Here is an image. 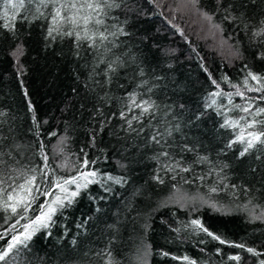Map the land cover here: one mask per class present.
Segmentation results:
<instances>
[{"label":"trees","instance_id":"trees-1","mask_svg":"<svg viewBox=\"0 0 264 264\" xmlns=\"http://www.w3.org/2000/svg\"><path fill=\"white\" fill-rule=\"evenodd\" d=\"M119 2L120 8L109 12L107 23L123 26L130 35L119 37V47L109 58L119 56L125 66L108 88L101 89L95 86V80L102 81V76L89 79L94 63L89 52L81 49L77 57L69 39H45L49 21L34 18L39 0H25L20 9L6 8L9 0H0V110L9 113L8 123L14 129L10 134L14 139L5 141V150L10 144L19 145L18 150L12 149L19 162L14 167L24 171L35 168L40 192L51 193L37 194L25 219L0 211V233L7 232L0 246L11 235L24 231L23 226L40 215L57 195H66L56 187V180L63 183L79 177L80 172L97 170L99 183L81 188L70 206L66 203L56 212L54 226L33 236L30 251H22L19 264H106L108 257L97 255L105 250L111 252L112 264H188L184 256L197 264H237L228 259L237 254L241 256L239 264H259L264 260V169L252 156L238 159L239 144L232 149L226 147L239 134L244 121L235 129L222 128L221 124L247 116L234 105L252 102L264 107V101L257 99L261 93L248 92L244 87L245 64L253 72L264 73V62L253 56L264 37H251L264 12L260 7L254 13L250 11L249 30L245 32L242 25L222 21L219 14L212 22L205 20L188 0ZM214 7L215 0H200L203 11L211 13ZM41 11L47 16L51 9ZM214 23H219L222 30L214 28ZM237 50L242 53L239 57ZM141 69L143 76L138 74ZM208 73L219 83V89ZM142 81L147 84L138 87ZM86 85L94 91H87ZM233 85L244 92L245 98L233 95V104L229 105L226 96H219L215 105L207 106L210 93H235ZM25 88L27 98L23 95ZM133 91L138 101L150 98L159 106L154 116L133 120V128L143 129L139 134L125 132L127 125L119 118L122 110L127 119L140 115L139 109L129 112L126 107L127 95ZM105 92L107 97L101 99ZM28 102L35 109L38 129ZM97 107L105 118L103 132H97L101 117L92 118ZM166 129L172 130L170 137ZM157 131L173 145L169 151L176 159L191 166L190 172L161 171L163 184L152 180L159 164L151 157L160 149L149 144V137ZM38 142H42L47 156L46 168ZM185 144L193 151L179 153L176 149ZM197 156H207L210 163H194ZM85 159L88 167L83 166ZM223 164L228 167L221 171ZM41 172L46 175L42 177ZM106 175L125 177L127 183L104 184ZM173 175L175 179H171ZM233 184L237 189H232ZM109 185L112 191L106 192L104 188ZM212 187L217 188L216 193L210 191ZM67 188L69 192L76 190L75 185ZM193 220H200L222 239L262 255L253 256L245 248L220 244L202 232H193ZM81 224L83 227H78ZM48 231L50 236H46ZM161 252L169 255L162 256Z\"/></svg>","mask_w":264,"mask_h":264},{"label":"snow or ice","instance_id":"snow-or-ice-1","mask_svg":"<svg viewBox=\"0 0 264 264\" xmlns=\"http://www.w3.org/2000/svg\"><path fill=\"white\" fill-rule=\"evenodd\" d=\"M154 0H146V3H153ZM31 3V0H29ZM200 0H188V4L196 9L197 12L207 21L212 22L215 15L219 14L222 21L229 22L236 26L242 25V30L248 32L249 30V13L255 12V10L260 7L261 11L264 12V0H215V7L211 13L203 11L199 8ZM11 7L12 9L24 8L25 0H19V3H11L6 6ZM121 4L119 0H39L38 6L36 7L35 19H46L49 21L46 37L47 40H55L57 37L61 39H69L72 42L74 48V55L79 57L80 50L84 49L89 52L93 58L94 63L91 65V70L89 72V79H93L97 76H102L103 80L96 79L95 86L100 87L101 89L108 88L115 76H118L119 70L125 66V61H123L119 56H114L109 58V54L112 53L114 48L119 47L117 41L120 36H128L130 33L125 31V28L119 24H109L107 23L109 19V12L113 9L120 8ZM41 8H50L51 11L47 16L41 11ZM116 19V18H112ZM260 26L254 28L251 32L252 38H261L264 37V17L259 21ZM217 30H222L219 23H214L212 25ZM175 27V25H173ZM183 34V33H181ZM18 51H20L18 49ZM17 55V53H13ZM236 55L239 57L242 55L238 50ZM253 56L256 60L264 62V39L259 40V46L256 47L253 52ZM100 65H103V68H100ZM203 67V65H201ZM100 69L97 71V69ZM246 69V75L244 79V87L248 92H257L261 95L257 98L260 101H264V73L262 72H253L248 65H244ZM204 72H208L207 68L203 69ZM140 76H143V70L141 69L138 73ZM208 77L213 85L218 89L220 88L219 83L211 78V73H208ZM226 80L227 77H224ZM254 82V84H250ZM23 81H21V85ZM147 84V81H142L138 87H142ZM87 91H94V88L89 89L87 85L85 86ZM234 88H237L235 93H225L223 91H218L210 93V103L208 107H212L216 104V97L226 96L227 103L229 105L233 104L232 96L237 95L241 98L244 97V92H241L238 86L233 85ZM151 91V88L148 89ZM23 95L25 98L28 96L27 89H23ZM107 97V92L105 96L101 99ZM127 109L131 112L134 108L140 110L139 116H133L131 119L126 118V113L122 110L119 113V118L124 120L127 128H124L125 132H137L139 134L143 129L133 128V120L140 122L141 117L147 115L149 117L154 116L155 112L158 109V105L154 100L149 99H137V93L135 91L128 93L127 95ZM29 111L33 113L32 121L36 129L39 128V124L36 122L34 115L35 109L32 107L31 103L28 102ZM83 107V105H81ZM183 107V105H181ZM235 108H238L241 112L246 113L247 116H240L238 120H226L221 124L222 128H239L240 121H244V126L241 128L239 134L226 145L228 149H232L233 145L239 144L240 150L238 152V159H243L248 156H252L255 160L261 161L262 169H264V107H258L256 104L249 102L245 106L234 105ZM115 115V114H113ZM96 116H100L101 120L99 122V128L97 132H103L106 127L105 118L102 110L97 107L95 112L92 113V118L95 119ZM9 113L0 110V211L10 212L13 216H19V218L25 219V213H27L30 204L37 198V194L42 195H51L49 191L43 193L40 192V186L37 183L36 169L31 168L28 171L14 167V164L19 163L13 154L12 149H19V145L10 144L8 145V150H5V141L13 140L14 137H11V133L14 132V129L9 125ZM107 123H110V118L107 120ZM7 125V129L5 126ZM123 127V126H122ZM177 130L178 126H177ZM167 136L172 135L171 129H166ZM38 135V132H37ZM55 135V133H52ZM94 142L95 136L92 137ZM41 144V155L45 161L44 167H47V156L43 154L42 142ZM149 144H155L159 147L158 151L151 159L156 160L159 164V167L154 170L152 180L159 184L164 183L163 176L160 175V172L163 171L165 174L168 173H177V172H190L191 166H185L181 159H176V156L169 149L173 148L172 144L167 142L164 133L159 131L155 132L149 137ZM179 153L192 152L193 149L188 145L178 146L176 149ZM7 157V159H5ZM164 161L160 164V161ZM12 161V163H9ZM94 164L95 161H92ZM194 163L206 164L210 163L207 156H197ZM89 162L87 159L83 161V166L88 167ZM123 167V165H121ZM228 167L227 164L221 166V171L224 168ZM213 171H215L213 169ZM253 172L256 170L253 168ZM31 172V175L28 174ZM46 173L41 172V176H45ZM219 175V173H217ZM98 176L97 170H91L87 172H80L79 177H73L71 179L63 180L61 183L60 180H56V187L60 188L61 192L66 195L62 198L57 195L54 200L47 207L41 211L40 215L31 219L30 223L23 226L24 231L18 232L15 235H11L10 239L6 240L4 246H0V264H19V258L23 250H29V242L32 240L33 236L36 233L40 232L42 229H50L54 226L55 221L52 217L56 214L59 209H62L66 206H70L73 202V198L79 195L81 188H87L89 184L99 183V180L96 179ZM22 183H17V180H21ZM175 179V175L171 177ZM204 179V177H200ZM226 179V177H225ZM83 181L81 183L80 181ZM104 184H107L109 181L112 184L123 186L127 183L125 177H116L112 175H106L103 177ZM223 183V180L220 181ZM261 183L264 184V178L261 179ZM67 185H75L76 190L69 192ZM103 187V185H102ZM225 188L228 186L225 185ZM232 189H237V185H231ZM11 189V191H9ZM106 192H111L112 188L109 185L105 187ZM245 192L249 191L246 187L243 188ZM212 193L217 192L216 187L210 189ZM234 194V192H233ZM103 199V197H101ZM210 207L215 208V205H210ZM219 210V209H217ZM99 211V209H97ZM19 221H17L18 223ZM84 223H87L85 221ZM193 227V232L197 234L202 232L207 237H210L212 240L218 241L220 244H230V246L237 248H245L243 244H233L230 241H226L221 238V236L216 235L210 231L207 227L201 223L200 220H193L191 222ZM78 227H83V224L78 225ZM12 228L15 229V224L12 225ZM51 232H46V236H50ZM7 236V232L0 233V240H4ZM204 241L202 240L201 243ZM75 245L76 241L73 239L71 241ZM248 253H251L253 256H260L262 253L257 252L253 248H245ZM219 251V249L217 250ZM149 253L146 252L145 255ZM102 258L107 256L108 259L106 264H112L111 252L105 250L101 253H97ZM160 255L168 256L169 253L161 252ZM177 259V257H172ZM183 260L187 261L188 264H197L195 260L190 259L187 256L182 257ZM228 259L236 261L239 264L241 260L240 255L229 256ZM259 264H264V260H260Z\"/></svg>","mask_w":264,"mask_h":264}]
</instances>
